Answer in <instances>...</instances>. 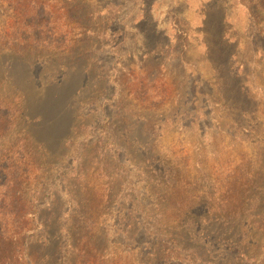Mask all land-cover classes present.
Returning a JSON list of instances; mask_svg holds the SVG:
<instances>
[{"label":"rangeland","instance_id":"obj_1","mask_svg":"<svg viewBox=\"0 0 264 264\" xmlns=\"http://www.w3.org/2000/svg\"><path fill=\"white\" fill-rule=\"evenodd\" d=\"M0 185V260L264 264V0H0Z\"/></svg>","mask_w":264,"mask_h":264},{"label":"trees","instance_id":"obj_2","mask_svg":"<svg viewBox=\"0 0 264 264\" xmlns=\"http://www.w3.org/2000/svg\"><path fill=\"white\" fill-rule=\"evenodd\" d=\"M67 29V27H60ZM68 37L67 34H64ZM74 74L81 75L80 72H73ZM66 76L64 80H62L59 83H54L52 85L47 86L43 90V94L40 95V98H38V101L34 104L31 103V105H28L27 100L24 101V109L28 110L30 115L32 117V113L30 110H36V122L37 125V132L32 131L31 129V135H29V140L31 143L39 145H42V149L45 150L47 153H52L53 149L55 147V144L58 143L61 138L63 137L62 133L69 129L70 123L67 122L68 115H70L69 110V100H67L69 95V80L71 77ZM82 77V75H81ZM34 104V105H33ZM35 115V114H34ZM47 115H51L50 117ZM13 129V122L10 123L9 131ZM39 135H42L43 138H41ZM38 136L40 139H38ZM30 142H27L22 140L21 146L19 147L18 151L20 152V155H24L25 157H21L20 164L23 165L25 168H27L26 171H28L27 179L30 181L31 177L34 176L33 172L35 171V167H38V163L34 161L32 154L29 151ZM32 170V171H31ZM39 170V168H38ZM59 171L63 170V166H60ZM32 172V173H31ZM4 189V185H0V189ZM0 196L2 198V192L0 190ZM1 211V209H0ZM0 215L2 216L3 213L0 212ZM2 228L0 230V241L2 242L3 246L8 245L10 247H13L15 243H13V239H11L10 235L6 234ZM16 235V234H15ZM19 237V236H18ZM15 242V241H14ZM9 252L5 250L3 251L2 255H7ZM16 255V252H15ZM0 264H5V261L7 264H33L32 261L29 258V262H24L22 258L17 256L15 257H9L8 260H4V257L1 258Z\"/></svg>","mask_w":264,"mask_h":264}]
</instances>
